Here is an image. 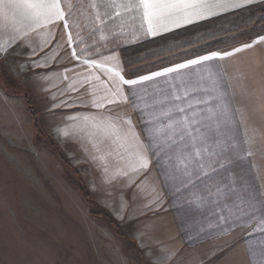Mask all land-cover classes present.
I'll use <instances>...</instances> for the list:
<instances>
[{
  "label": "rangeland",
  "instance_id": "obj_1",
  "mask_svg": "<svg viewBox=\"0 0 264 264\" xmlns=\"http://www.w3.org/2000/svg\"><path fill=\"white\" fill-rule=\"evenodd\" d=\"M106 2L109 0H59L71 34L77 33L80 8L86 13L93 5ZM0 25V80L6 86L0 89V264H142L143 255L157 264L160 245L204 246L206 231H192L190 212L196 217L213 213L214 221L224 215V264H264V230L257 227L264 218V89H236L237 95L235 89H228L224 98V142L213 143L219 149L214 154L224 156L156 159L164 163L158 168L161 181L154 179L149 190H102L98 182L87 177L90 168L79 161L80 152L74 151V155L69 144L61 141L72 125L65 121L64 127L56 126L62 121L54 119L51 127H46L44 112L37 109L38 101L23 84L25 77L10 73L27 59V53L46 44L50 37L45 42L46 24L29 27L26 22L3 19ZM253 26L229 30L224 35L237 38L241 32L252 31ZM177 42L169 40L160 50L161 44L130 47L126 60L131 62L133 58L135 63L153 67L177 60L178 54L202 44L196 38L188 46L177 48ZM24 95L36 113L35 122L25 108ZM53 130L56 136L50 133ZM50 142L55 148L49 146ZM121 200L140 204L141 212L132 215L134 219L127 217L131 215L129 210L113 216L108 205L116 206ZM179 202L181 206H177ZM163 215L175 218L164 227L167 231L175 228L177 236L162 229L160 236L166 232L165 240L158 237L153 224ZM143 223L153 229L140 230ZM197 224L204 226L203 222ZM192 232L194 238H182V233L189 236ZM216 241L213 245H220Z\"/></svg>",
  "mask_w": 264,
  "mask_h": 264
},
{
  "label": "crops",
  "instance_id": "obj_2",
  "mask_svg": "<svg viewBox=\"0 0 264 264\" xmlns=\"http://www.w3.org/2000/svg\"><path fill=\"white\" fill-rule=\"evenodd\" d=\"M138 2L139 0H109L100 6L93 5L90 10L87 8L92 13L91 16H88V11L85 13L86 9L80 8L82 15L77 17L76 35L71 34L70 27L65 28V24L69 26L68 16L46 24L45 42L50 37L43 48H36L35 54L31 50L25 55L27 59L21 61L13 71L10 70L13 77H25L23 84L29 89L32 99L38 101L36 106L40 105V108L38 106L37 109L44 112L46 127H51L54 119L62 121L56 126L64 127L65 121L72 125L61 134V141L69 144L74 155V151L80 152L79 161L90 168L91 174L88 172L87 177L98 182L102 190L148 189L153 186L154 179L160 183L158 168H162L164 163L156 159L224 156L214 154L219 149L214 148L213 143L224 142V98L228 96V89H238L240 92L242 89H264V42L216 61L211 64V73L207 71L209 66L206 65L203 69H185L180 75L173 73L132 87L122 85L117 72L126 79H137L212 51L242 48L244 44H251L264 36V31L241 32L237 35V40L226 47L162 65L144 67L145 63H135L133 58L131 62L127 61L121 51L142 46L150 39L214 17L260 5L264 0H233L238 7L217 9L213 15L178 27L169 26L168 30L162 29L155 35L147 33L142 10L133 7L126 11L119 7ZM2 21L3 18H0V22ZM69 36L72 37L71 44L68 43ZM73 52L77 55L73 56ZM134 63L138 64L135 71ZM0 89H6L1 80ZM117 89L121 93L119 96L115 95ZM109 99L119 102L107 103ZM93 101L102 106L94 107ZM50 133L56 136L55 131ZM108 206L113 216L129 210L131 215L127 217L134 219L135 216L132 215L141 212L140 204L129 203L127 200H121L116 206L112 203ZM177 206H181V202ZM195 217L196 215L189 213L191 229L202 228L206 231L204 246L200 244L168 248L160 245L155 259L157 264L225 263L222 244L224 215L218 216L216 221L213 213ZM195 219L203 222L204 226L197 224ZM172 220L175 221V218L163 215L156 225L153 224L159 238L163 237L165 240L168 231L177 236L175 228L171 227L167 231L164 227ZM152 229L151 225L147 226L145 223L140 226V230ZM162 229L166 232L161 237ZM178 229L181 233V228ZM171 236L174 239L172 234ZM194 237V232L189 236L182 233V238ZM217 239L219 240L216 241ZM214 241L220 245H213ZM192 254L195 256H190ZM216 255L220 257L217 258ZM143 257L142 264L146 260L155 264L154 259ZM237 263L245 264L242 261Z\"/></svg>",
  "mask_w": 264,
  "mask_h": 264
},
{
  "label": "snow or ice",
  "instance_id": "obj_3",
  "mask_svg": "<svg viewBox=\"0 0 264 264\" xmlns=\"http://www.w3.org/2000/svg\"><path fill=\"white\" fill-rule=\"evenodd\" d=\"M238 6L233 0H139L137 4L119 5L126 11L131 10L133 7L137 10H142V20L144 25L147 26L146 31L149 35H155L162 29L168 30L169 26L178 27L181 24L203 19L208 15L215 14L217 9L224 10ZM0 18L13 21L19 20L26 22L29 27H39L41 24L55 23L57 20L65 19V13L60 7L59 0H0ZM68 27L65 24V28ZM259 42H264V36L259 37V40L253 41L251 44H244L242 48L238 47L224 52L212 51L209 54L188 59L186 62L165 67L162 71L142 75L137 79H126L119 72L116 75L120 77L122 85L132 87L158 77H166L169 74L180 75L182 70L191 71L194 67L203 69L208 65L207 71L211 73V64L230 57L243 49L251 48ZM68 43H72L71 36H69ZM2 50L7 53L8 48L4 47ZM33 54H35V50H33ZM72 55L76 56L77 53L73 52ZM37 66L41 65L37 64ZM120 94L119 89H117L115 95L119 96ZM118 102L115 99L107 101V103ZM93 106L101 107L102 105L93 101ZM179 110L181 112L184 111V109ZM257 227L264 230V218H262V222Z\"/></svg>",
  "mask_w": 264,
  "mask_h": 264
},
{
  "label": "trees",
  "instance_id": "obj_4",
  "mask_svg": "<svg viewBox=\"0 0 264 264\" xmlns=\"http://www.w3.org/2000/svg\"><path fill=\"white\" fill-rule=\"evenodd\" d=\"M253 23V24H252ZM260 27H256L255 24H260ZM253 26L254 31H264V3L252 6L243 10H238L231 12L229 14L214 17L181 29H178L174 32L168 33L166 35L160 36L158 38L150 39L146 41V46L148 44H161L160 46L166 44L169 40H176L177 45L176 47H184L191 44L193 41L199 39L201 41V45L195 47L193 49L188 50L185 54H178L177 59H182L183 57L194 56L197 54H202L205 52H209L220 47H226L237 40V38H230L224 35L225 32L229 30H238L240 28H244L245 26L250 27ZM225 27V28H224ZM220 31V32H219ZM196 36V38H195ZM224 36V37H222ZM142 47V46H139ZM135 46L134 48H139ZM127 50H122V56L125 57L127 55ZM3 83V82H2ZM4 85V83H3ZM25 97V104L27 106L28 112L30 117L35 122L36 113L34 112L30 100L24 95ZM35 128L37 129V123L34 124ZM39 131V130H38ZM49 146L55 148L54 145L50 142ZM57 157L62 160L61 153L54 149ZM63 161V160H62ZM79 189L81 194L83 195L84 199L86 200L87 204L90 205V201L88 199V195L83 188V185L79 183ZM110 225L112 228H115L114 223L110 220Z\"/></svg>",
  "mask_w": 264,
  "mask_h": 264
}]
</instances>
